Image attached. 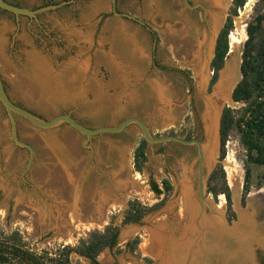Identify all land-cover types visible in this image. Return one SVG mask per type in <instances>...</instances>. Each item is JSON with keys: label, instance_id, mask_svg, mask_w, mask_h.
Returning <instances> with one entry per match:
<instances>
[{"label": "rangeland", "instance_id": "374dc122", "mask_svg": "<svg viewBox=\"0 0 264 264\" xmlns=\"http://www.w3.org/2000/svg\"><path fill=\"white\" fill-rule=\"evenodd\" d=\"M7 1L34 10L61 5L40 12L37 17L21 15L18 18L0 9V73L15 103L47 120L69 113L91 128L114 126L136 116L150 126L154 137L176 135L199 139L206 148L209 136L205 101L214 98L215 86L221 80L220 70V79L211 83L212 61L233 0L225 11L216 9L207 0H189L191 4L204 3L209 8L208 15L199 6L189 8L184 0H117L118 12L131 14L136 20L114 14L112 0ZM212 13L222 15L217 26ZM263 13L264 0H247L234 16L230 50L223 68H227L228 59L234 55L238 77L229 96L215 106V148L211 163L207 164L206 159L204 162L203 200L199 190L197 145L175 141L152 145L147 141V160L139 172L135 166V150L145 137L136 124L119 133H102L86 141L85 135L66 123L42 129L16 116L19 139L36 151L31 168L26 170L31 152L14 141L10 118L0 102V242L18 232L29 251L38 255L48 251L50 256H56L65 246H77L91 232L104 231L113 223L120 226L117 243L100 253L98 263L168 264L156 252L145 251V246L157 240L155 229L160 225L182 218L180 206L175 208L174 204L181 197L178 185L186 174L193 178L195 197L204 212L221 216L225 223L234 226L242 220L236 204L239 197L242 212L249 210L254 202L258 208L250 212L258 215L260 207L264 208V164L248 162V151L236 129L230 134L226 156L222 158L220 128L226 106L235 109L244 106L231 101L230 95L243 78L241 67L249 37L248 26L256 25L258 15ZM187 20L198 23L206 34L205 81L196 73L189 35L183 30L176 31ZM128 37L142 47V54L129 44ZM234 39L241 42L239 51L234 49ZM86 59H89L87 75L81 81L71 83L70 74L65 72L62 84L50 80L46 87L41 83V74L47 72L39 69L40 65L47 64L61 72ZM150 80L160 81L168 91L173 118L166 121L161 118L160 99L146 85ZM247 164L251 168L250 192L243 204ZM215 170L218 174L212 186L222 185L226 178L233 210L225 193L214 195L210 190V178ZM164 180L172 186L169 192ZM153 183L160 186L161 193L153 189ZM76 190L77 195L84 196L83 200L79 199V214H74L72 206ZM135 199L152 209L140 221L125 223L129 203ZM40 209L49 213L42 216ZM231 211H236V218L230 222ZM259 228L264 236V217L263 229L260 225ZM260 247L264 249L263 244L254 246V264H259L256 250ZM70 259L71 264H95L75 251ZM8 264H19V261L14 259Z\"/></svg>", "mask_w": 264, "mask_h": 264}, {"label": "bare ground", "instance_id": "6f19581e", "mask_svg": "<svg viewBox=\"0 0 264 264\" xmlns=\"http://www.w3.org/2000/svg\"><path fill=\"white\" fill-rule=\"evenodd\" d=\"M207 1L216 8L225 5V0ZM212 14L214 26L219 25L221 23L222 15H220V13ZM182 30L190 37V42H188V44L193 46L191 56L196 73L201 77L202 81H205L204 66L206 59L205 53L207 51L205 52L204 47L206 44V34L198 23L191 20H187L176 29L177 32H181ZM0 37H2L1 31ZM130 39V37L127 39L129 44L132 46L134 45L137 48L136 50H139L138 52L142 54V47L137 45L138 43L135 42V39ZM238 40L234 39L233 42L236 51H239V45L241 43ZM233 57L234 55L231 54V57L228 59L227 68L223 70L221 80L216 86L214 98L205 101L208 106L205 119L209 136L206 148L204 147L207 164L211 163L215 148L214 139L217 125V114L215 110L216 103L220 99L228 96L232 85L238 77L233 65ZM36 65L38 66V64ZM88 65L89 59H86L80 63L77 62L72 64V66L67 67L61 72L53 70L52 66H48L47 64L40 65L39 69H44L48 74L43 72L45 75L42 73L40 77L41 80L40 78L39 80L46 87H48L47 85L50 80L58 85L59 82L62 84L65 81L61 78L62 75H66L67 73V75L70 74L69 80H71V83H75L86 78ZM69 70L71 73H68ZM38 77L39 75H37V78ZM146 85H150L148 88L152 87V89L156 91L158 99H160L161 118L165 121L173 118L171 100H169L170 95L164 85L156 80H150ZM56 87H54L55 90ZM60 89H62V87ZM71 182L73 181L71 180ZM178 192L181 197L178 199L177 203L173 204L174 207L175 205L180 206V214L182 215V218L179 219V221L175 220L162 224L155 229V237L158 241H155L154 239L149 241L145 246V251L156 252L159 259H163L166 263L168 262V264H254V246L264 245V236L261 228H259L258 215L257 213L250 212L252 209L258 208L254 202H251L249 210H246L245 212H242V210L240 212L242 217L240 223L236 222L237 224L235 223L234 226H229L221 216H215L213 213L206 211L204 212L201 206L198 205L195 197L196 192L193 188V178L189 175L186 174L185 179H183L181 184L178 185ZM77 194L78 191L76 190V195ZM75 199L76 200L73 202L74 204H72L74 214H79L81 211L79 208V199L83 200L84 196L83 194H81V196L77 195ZM100 209L101 207L98 206L97 211L99 212ZM170 210L172 209L170 208ZM48 213V211L40 209V214H42V216H46Z\"/></svg>", "mask_w": 264, "mask_h": 264}, {"label": "trees", "instance_id": "16d2710c", "mask_svg": "<svg viewBox=\"0 0 264 264\" xmlns=\"http://www.w3.org/2000/svg\"><path fill=\"white\" fill-rule=\"evenodd\" d=\"M247 0H233L227 20L217 38L215 56L212 61L214 75L211 83L214 84L219 78V72L224 67L226 57L230 50V33L234 28V16L245 5ZM249 37L245 44L242 62V80L233 91L235 101L244 103L240 109L226 106L221 117V157L226 156V144L233 130H238L241 141L248 151V162L264 164V13L258 15L257 24L248 26ZM147 140L143 139L135 150V166L139 172L143 171V163L147 160ZM246 183L242 196L243 204L246 203L250 192L249 179L251 168L247 164ZM218 170H215L210 178V190L214 195L225 193L232 209V197L230 187L224 177L222 185L212 186V180L216 178ZM165 189L169 192L172 188L168 180H164ZM153 189L161 193L162 189L157 183H153ZM152 207L146 206L135 199L129 203L124 222H138ZM234 215V211H231ZM120 226L109 224L104 231H93L87 240H83L77 246H65L58 255L50 256L48 251L36 254L26 249V243L18 232L6 236L0 242V264H8L18 259L19 264H71L70 254L77 252L82 256L92 259L95 264L100 253L107 246L117 243ZM136 244L139 238L135 240ZM81 264V263H77Z\"/></svg>", "mask_w": 264, "mask_h": 264}, {"label": "water", "instance_id": "95a60500", "mask_svg": "<svg viewBox=\"0 0 264 264\" xmlns=\"http://www.w3.org/2000/svg\"><path fill=\"white\" fill-rule=\"evenodd\" d=\"M231 1L232 0H225V5L223 7H220L219 9H221L222 11H225V7L229 3L231 4L232 3ZM184 2L187 4V6L189 8H192V9L197 8L198 6H202L205 9L206 14L208 15V13H209V8L206 7L201 2H197L195 4H191L189 0H184ZM59 6H61V5H49V6L34 10V9H29V8H25V7H20L18 5H14L12 3H9L7 0H0V9H4V10H7V11L14 13L18 18L21 15H27L30 17H37V15L40 12H43V11L49 10V9H54V8L59 7ZM112 7H113L114 14L120 15V16H125V17L136 20V18L131 14L118 12L117 0H112ZM213 34H214V31L211 28V36L210 37H212ZM214 56H215V54H214ZM227 58H228V55H227ZM209 63H210L209 56H207V66L209 65ZM224 68L221 69L220 78L222 77V73H223ZM219 81L220 80H218L217 84L219 83ZM237 84L234 86V88L232 90V95H230L231 101L232 100L235 101L233 98V91H234L235 87L237 86ZM216 86H215V90H216ZM0 102L5 107V109L8 113V116L10 118L11 132H12V136H13L14 141L22 147H27L31 152L29 162L27 163L26 170H29L31 168L33 161H34V156H35L36 151L30 144L19 139L16 116H20V117L24 118L25 120H27L28 122H30L32 125H34L38 128H42V129H51V128H55V127L61 125L62 123H66L69 126H71L72 128L76 129L81 134L85 135L87 137L86 141H88V140L92 139L94 136L102 134V133H119V132L127 129L130 125L136 124L137 126L140 127L142 133L144 134L145 139L149 143H151L152 145L157 144V143H161V142H169V141H175V142H179V143H182L185 145H194V144L197 145L198 153H199V162H198L199 190H200L201 199L202 200L205 199L204 184H203L205 149H204L202 141L199 139H185V138H182V137H179L176 135H166V136L154 137L152 135L150 126L147 125L144 120H142L141 118L136 117V116L128 117L127 119L122 121L120 124H116L114 126H99V127H94V128H91V127H88V126L82 124L81 122H79L75 117H73L69 113L58 114L49 120L43 119L40 116L33 113L32 111L28 110L27 108L15 103L10 98V96H9V94L5 88L1 73H0ZM248 200L250 201V198ZM236 204H237L238 210L242 211L243 209H242L239 197H237Z\"/></svg>", "mask_w": 264, "mask_h": 264}, {"label": "flooded vegetation", "instance_id": "af4514ba", "mask_svg": "<svg viewBox=\"0 0 264 264\" xmlns=\"http://www.w3.org/2000/svg\"><path fill=\"white\" fill-rule=\"evenodd\" d=\"M199 7L203 8L202 6H199ZM263 217H264V208L260 207V212L258 214V221H259V225L262 226V229H263ZM235 218H236V211H234V215H231L230 217H228V220L231 222ZM256 255H257L258 263L264 264V249H262L261 247L257 248Z\"/></svg>", "mask_w": 264, "mask_h": 264}]
</instances>
